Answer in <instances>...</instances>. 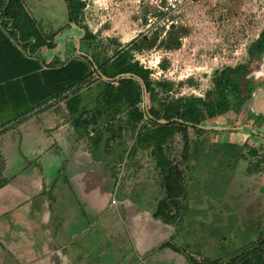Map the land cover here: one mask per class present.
<instances>
[{
	"label": "rangeland",
	"instance_id": "obj_1",
	"mask_svg": "<svg viewBox=\"0 0 264 264\" xmlns=\"http://www.w3.org/2000/svg\"><path fill=\"white\" fill-rule=\"evenodd\" d=\"M84 1L86 4L77 25L69 23L65 0H23L25 10L40 28L48 34L57 33L52 39L53 47L40 48L37 52L39 57L51 61L58 55L62 60L80 55L76 48L77 39L81 52L90 56L96 54L99 57H112L118 49L129 47L132 41L140 40L143 36H147L149 40L157 36L151 47L134 49L132 53L140 64L151 69L153 80L171 82L172 88L166 94L169 99L181 96L203 97L205 94L207 97V91L214 90L216 78L227 66H239L231 73V77L238 85L241 95L247 94L257 83L264 87V74L261 71L263 53H248L249 45L264 29V0ZM171 23L183 28L185 32L181 34L179 48L167 49L160 41L167 37L166 31ZM85 26L94 34L93 39L83 38ZM83 94L89 97L90 93L85 90ZM234 105L235 102L232 103V110L208 118L203 123L210 127H225L232 123L241 125L246 121L250 124L254 122L248 116L250 114L254 118L250 106L236 115ZM40 125L41 112L29 117L18 128L30 131L34 138H41L35 129ZM257 129L264 130V123ZM187 137L190 144L189 171L185 172L189 176V181H186L188 211L178 227L176 244L183 252L191 253L200 262L204 258L213 260L234 256L249 246L246 243L248 238L252 241L255 239L254 244L259 243L257 230L263 231L261 238L264 247V195L259 194V198H256L254 193H250L255 185L257 187L264 182V175H256L257 172L247 167L249 161L244 154L230 162L209 152L216 141L226 139L238 143L244 141L245 150L252 141L249 132L217 130L207 131L199 136L188 128ZM202 145H209L204 158L200 156V150L205 148H201ZM175 146L176 149L180 148L177 142ZM57 161L48 168L49 172L61 163L60 159ZM135 161L134 168H131L132 164L125 168L127 177L123 178L126 180L131 176L135 183L128 184L126 181L124 187H134L137 177L144 183L148 182L153 193L146 196L147 202L151 210H154L158 200L164 196L159 174L146 154H137ZM32 166L33 162L27 170H32ZM220 166L223 177L218 169ZM121 170L122 168L118 171L121 173ZM226 182L228 193L222 199L218 198L219 195L213 199V193L221 191ZM251 183H254L252 188ZM243 184L247 185L246 197L238 192ZM230 185L232 189L229 188ZM203 190H206L207 196H203L204 199L201 197ZM140 191L133 189V192ZM233 213H237V219L233 220ZM235 223L237 229L233 230L232 225ZM34 248L24 249L25 261L33 258L34 254L38 257L37 251L33 253ZM112 248L114 250V244ZM133 256L136 255L133 253ZM35 257L33 260L37 259ZM156 257L158 262L155 264H190L183 254L175 253L170 248L164 249ZM23 259L21 262L17 258L13 260L6 249L0 247V264H35L24 263Z\"/></svg>",
	"mask_w": 264,
	"mask_h": 264
},
{
	"label": "trees",
	"instance_id": "obj_2",
	"mask_svg": "<svg viewBox=\"0 0 264 264\" xmlns=\"http://www.w3.org/2000/svg\"><path fill=\"white\" fill-rule=\"evenodd\" d=\"M65 2L68 20L78 25L86 2ZM84 28L83 38L93 39L94 34L86 26ZM184 32L183 28H168L161 45L167 49L179 48ZM54 34H46L38 26L25 10L23 0H0V134L41 112L52 102L63 101L76 128H85L87 133L91 130L99 138L109 132L108 142L122 139L119 144L126 145L129 159L137 153L146 154L155 165L164 196L158 200L152 216L174 228V233L156 250L170 248L183 254L190 264H264L263 245L227 259L204 258L200 262L191 253L183 252L175 242L178 227L188 211L187 129L191 127L195 133H203L205 130L198 124L205 118L227 111L233 102L238 108L245 103V99H230L240 96L231 77L239 66H227L221 70L215 81L216 99L207 101L196 96L169 99L166 94L172 88L171 82L153 80L151 69L140 64L132 53L134 49L151 47L157 36L150 40L143 36L132 41L129 47L118 49L112 57L92 54L90 59L75 55L62 60L55 56L46 61L37 55V51L42 47L52 48ZM263 52L264 29L248 47L250 55ZM123 73L135 74L143 80L148 100L146 105L144 89L138 79H114ZM103 75L110 80L103 79ZM84 90L90 93L89 97H85ZM82 99L89 100L83 102ZM173 118L176 120L158 122ZM124 134L128 141H123ZM176 142L180 145L178 149ZM6 182L4 180L0 186Z\"/></svg>",
	"mask_w": 264,
	"mask_h": 264
},
{
	"label": "crops",
	"instance_id": "obj_3",
	"mask_svg": "<svg viewBox=\"0 0 264 264\" xmlns=\"http://www.w3.org/2000/svg\"><path fill=\"white\" fill-rule=\"evenodd\" d=\"M24 122L0 134V184L7 180L0 186V247L19 262L25 248L35 247L37 259L24 263H157L167 248L156 247L174 228L152 216L148 182L137 177L134 187H124L135 183L123 178L141 153L129 159L122 139L108 142L109 132L99 138L76 128L63 101L41 110V127L35 128L41 138L21 131Z\"/></svg>",
	"mask_w": 264,
	"mask_h": 264
},
{
	"label": "flooded vegetation",
	"instance_id": "obj_4",
	"mask_svg": "<svg viewBox=\"0 0 264 264\" xmlns=\"http://www.w3.org/2000/svg\"><path fill=\"white\" fill-rule=\"evenodd\" d=\"M69 23H71V22L69 21ZM72 23H74V22H72ZM45 33L48 34L47 32H45ZM56 34L57 33H55L54 36ZM258 85H260V83L255 84L253 86V88L247 94L241 95V93H240V96H238V97H230V99H245V103L240 108H238V106H236V105L233 106V107H235L234 110H236V112H235V113H237L236 115H238L240 112H242L243 109H245V108L250 106L249 103H251L252 92L256 89V87ZM217 90L218 89H217L216 84H215L214 90L207 91V97L205 96L206 95L205 94L201 98L205 99V100L206 99H216L217 98V96H216ZM236 91L239 92L237 84H236ZM208 92H210V93L208 94ZM196 97H198V96H196ZM231 107H232V104L230 105V107H229V109L227 111L222 112V113H218V114H223V113L228 112L231 109ZM251 113L254 116V118L250 114L248 116H249V118H252L254 120L253 123L250 124L247 121L244 122L241 125H236L235 123H232L231 125L225 126V127H218V126H211L210 127V126H206L203 122L206 121L208 118H213L215 115L213 117L205 118L202 121L201 124H198V125L205 126L206 128H202L205 131L203 133H199V134L196 133V134L199 135V136H202L207 131L225 130V131H236V132L243 131V132H245L247 130L249 132V136H251V138H252V141H250V143H248V144H250L249 147H248V145H246L248 147L247 149H245V150L243 149L244 141L242 143H238L235 140L226 139V140L216 141V143H214L213 147L211 149H209V152L213 156L219 155L221 157H224L225 161H230V162H233V160L236 161V159L239 156H241V154H244V157L248 158V161H249L247 167H249V169L251 171L257 172V173H255L256 175H258L259 173L264 175V130H258L257 129L258 127L263 125V123H264V115L263 114H255L254 112H251ZM218 114H216V115H218ZM189 128H191V127H189ZM188 145H189V153H190V144L188 143ZM208 146L209 145H202L201 146V148L205 147L204 149L200 150V152H201L200 156L202 158L205 157L204 155H205V152L207 151L206 148ZM188 160H189V157H188ZM188 166L189 165H187V167H186V171H189V169H188L189 167ZM218 169H219V172L221 173V177H223V175H222L223 171H221V166L218 167ZM205 174H206V172H205ZM251 175H253V173H251ZM186 181H189V176H186ZM262 182H261V185L257 186V187H256V185L253 187L254 183H251V185H252L251 188L253 187V189H250V190H252L250 193H254V196L256 198H259V196H258L259 194L260 195L261 194L264 195V182L263 183ZM226 186L224 185V187L222 188L221 191H218V192L215 191L216 194L213 193L214 196L212 198L215 199V198H217L216 196L219 195L218 198L222 199V197L228 193L227 182H226ZM246 187H247V185L243 184L242 187H241V190L238 191V192L242 193L244 195V197H246L247 194H248V191L245 190ZM229 188L232 189L231 185H230ZM242 190H245V191H242ZM205 192H206V190L205 191L203 190V192L201 193L202 199H204L203 196H206ZM238 192L236 193L237 195H238ZM232 217H233V220L237 219L238 218L237 213H233ZM236 226H237V223L233 224L232 225V229L236 230L237 229ZM230 227H231V225H230ZM261 235H263V231L262 230H257L256 236H258L259 243L254 244L253 242H254L255 239L252 241L251 238H248L246 240V243H248L249 246L247 248H245L244 250H241V251L237 252L234 256H238L239 254L243 253L244 251H246V250H248L250 248H253L256 245H262L263 244V239L261 238ZM260 241H262V244H260Z\"/></svg>",
	"mask_w": 264,
	"mask_h": 264
},
{
	"label": "water",
	"instance_id": "obj_5",
	"mask_svg": "<svg viewBox=\"0 0 264 264\" xmlns=\"http://www.w3.org/2000/svg\"><path fill=\"white\" fill-rule=\"evenodd\" d=\"M174 27H175V24L174 23H171V25H170L169 28H174ZM145 38H147V36H145ZM76 48H77L78 53L80 55H85V56L89 57L90 59H92V57L89 54L84 53V52H81L79 50V39H77ZM95 67H97V66L95 65ZM261 71L264 74V52L262 54ZM119 77H135L136 79H138L140 81V83L142 84L143 89H144V103L146 105L147 102H148V100H147V92H146V89H145V85L143 83V80L140 77H138L137 75L132 74V73H123V74H120V75L115 76L114 79H118ZM102 78L103 79H106V80H110L109 77L104 76V75L102 76ZM250 108H251V110L253 112H255L257 114H263L264 115V87L258 85L256 87V89L252 92V99H251V103H250ZM175 120H176V118H173L171 120L161 119V120H158V122H160V123H168L170 121H175ZM198 126L201 127V128H206L203 125H198Z\"/></svg>",
	"mask_w": 264,
	"mask_h": 264
},
{
	"label": "built area",
	"instance_id": "obj_6",
	"mask_svg": "<svg viewBox=\"0 0 264 264\" xmlns=\"http://www.w3.org/2000/svg\"><path fill=\"white\" fill-rule=\"evenodd\" d=\"M116 201L115 200H112V203H115Z\"/></svg>",
	"mask_w": 264,
	"mask_h": 264
}]
</instances>
